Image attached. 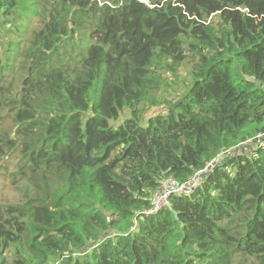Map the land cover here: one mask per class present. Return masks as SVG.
Returning <instances> with one entry per match:
<instances>
[{
	"label": "trees",
	"instance_id": "1",
	"mask_svg": "<svg viewBox=\"0 0 264 264\" xmlns=\"http://www.w3.org/2000/svg\"><path fill=\"white\" fill-rule=\"evenodd\" d=\"M261 137L264 0H0V264H264Z\"/></svg>",
	"mask_w": 264,
	"mask_h": 264
},
{
	"label": "built area",
	"instance_id": "2",
	"mask_svg": "<svg viewBox=\"0 0 264 264\" xmlns=\"http://www.w3.org/2000/svg\"><path fill=\"white\" fill-rule=\"evenodd\" d=\"M211 167V164H210ZM200 174L194 177L189 184L177 185L172 179L163 180L160 188L156 191L151 199L150 209L147 211L148 216H153L159 210L168 206L171 197H185L190 195L193 187L200 182ZM199 177V180H198Z\"/></svg>",
	"mask_w": 264,
	"mask_h": 264
},
{
	"label": "rangeland",
	"instance_id": "3",
	"mask_svg": "<svg viewBox=\"0 0 264 264\" xmlns=\"http://www.w3.org/2000/svg\"><path fill=\"white\" fill-rule=\"evenodd\" d=\"M10 28L8 27V28H6L5 30L8 32V33H10L8 30H9ZM14 30H16V29H14ZM75 53L76 52H72V53H69V54H67L66 56H73V55H75ZM187 68L188 67H186V70H184L181 74H182V76H185L186 75V71H187ZM166 99H168V100H171L172 99V96L171 95H167L166 96ZM163 106H160V107H157V109L158 110H155V111H153L152 112V114H155V113H157V112H159L160 110H163ZM124 117L125 116H122L118 121H116L115 122V125H117V124H120L122 121H123V119H124ZM249 144V143H248ZM13 168V165H12V163H9L8 164V169H12ZM3 173H4V170L3 169H0V188L2 187V185H3ZM0 200H2V196L0 195Z\"/></svg>",
	"mask_w": 264,
	"mask_h": 264
},
{
	"label": "water",
	"instance_id": "4",
	"mask_svg": "<svg viewBox=\"0 0 264 264\" xmlns=\"http://www.w3.org/2000/svg\"><path fill=\"white\" fill-rule=\"evenodd\" d=\"M263 139H264V137H261V138H259V139H256V140H254L251 144H249V145H252V144H257V143H259V142H261V141H263ZM249 145H246V147H250ZM239 151V148H237L236 150H232L229 154L230 155H234L236 152H238ZM207 171H209V169L207 170ZM200 177V180H201V178H202V175H200L199 176Z\"/></svg>",
	"mask_w": 264,
	"mask_h": 264
},
{
	"label": "bare ground",
	"instance_id": "5",
	"mask_svg": "<svg viewBox=\"0 0 264 264\" xmlns=\"http://www.w3.org/2000/svg\"><path fill=\"white\" fill-rule=\"evenodd\" d=\"M188 196H189V195H188ZM150 203H151V202H150ZM159 211H160V210H159ZM159 211H158V212H159ZM158 212H157V213H158ZM157 213H156V214H157ZM154 215H155V214H154Z\"/></svg>",
	"mask_w": 264,
	"mask_h": 264
}]
</instances>
